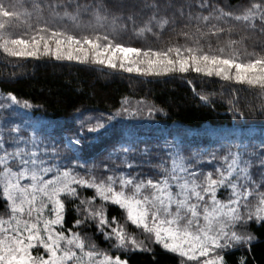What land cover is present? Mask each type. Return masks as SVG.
Returning <instances> with one entry per match:
<instances>
[{"label":"snow or ice","instance_id":"obj_1","mask_svg":"<svg viewBox=\"0 0 264 264\" xmlns=\"http://www.w3.org/2000/svg\"><path fill=\"white\" fill-rule=\"evenodd\" d=\"M18 7L12 0H0V50L7 56L39 59L42 54L57 61L91 63L142 76L184 74L191 70L206 77L216 76L264 91V52L248 53V59L241 60L240 53L232 49L236 43L234 40L229 42L228 50L225 47L213 49L209 40L206 51L200 38L192 46H169L166 49L125 46L108 32H99L108 20V5L104 0L83 6L78 4L74 13L64 11L63 16L57 9L66 8V5L48 4L46 7L54 22L45 21L43 24L39 21L45 5L36 4L38 26L34 33L30 39L14 38L9 32L11 25L21 15H32L21 13ZM82 7L83 11L91 12L95 25H84L80 34L59 27V23L67 19L80 29L78 21ZM144 7L152 9V16L137 35L151 32L153 24L163 29L169 23L159 16L160 5L155 0ZM192 7L188 5L189 9ZM199 7H211L208 16L189 15V21L193 18L197 24L202 21L208 29L202 35L215 36L219 40L225 34L223 27L211 24L213 19L229 22L230 27L232 22L243 23L252 31L264 32V0H255L238 14L231 9L213 7L206 0H200ZM179 14L184 16L183 7ZM120 19L131 22L135 31L134 14L121 15ZM115 21L114 17L113 31ZM11 100L19 104L16 97L12 96ZM200 100L205 105L210 103L203 95ZM22 106L32 107L27 101ZM127 112L125 108L105 120H98L88 131L103 136L116 117ZM7 132V137L0 132V199L6 205L5 212L0 214V264H84V240L76 232L68 230L71 234L66 236L62 230L65 205L61 196L75 197L77 192L73 185L94 189L95 196L104 202L95 208L91 200H82L87 215L85 220L78 218L74 227L93 220L105 239L114 242L113 246L118 250L147 251L145 242L130 236L123 226H111L116 223L115 218L109 222L105 215V204L111 203L126 212L127 221L141 229L151 244L179 257L180 264H224V252L237 247L250 249L256 239L251 233L237 231L238 225L254 222L264 226V192L260 191L264 187V176L257 183L249 173L253 162H258L264 169V139L258 146L233 144L222 157V164L206 174L189 166L181 153L175 152L170 157V168L165 167L158 179L112 171L97 180L95 176L84 179L67 167L53 172L49 154L47 151L41 153L35 136L22 139L18 125L8 127ZM68 147L74 152L69 163L83 167L75 156L76 152L82 151L79 134L69 138ZM120 150L127 154L132 148L120 144ZM203 156L209 161L216 159L215 152L211 151L198 154L196 159ZM122 163L129 169L134 167L127 158ZM221 188L230 190L226 203L217 199V191ZM253 199L255 205H252ZM49 213L54 218H49ZM106 228H111V232ZM86 255L92 258L96 253L89 250ZM99 264H127V261L119 256L113 259L105 255ZM240 264H246V260L241 258Z\"/></svg>","mask_w":264,"mask_h":264},{"label":"trees","instance_id":"obj_2","mask_svg":"<svg viewBox=\"0 0 264 264\" xmlns=\"http://www.w3.org/2000/svg\"><path fill=\"white\" fill-rule=\"evenodd\" d=\"M21 1L24 5L33 6L31 9L26 7V12L32 13L28 17L30 20L36 19L34 17L36 4L45 5L43 14L46 12L48 16L50 10L46 5H66V8L57 9L63 16L64 11L74 13L78 4L83 6L97 2V0ZM104 2L108 5V20L99 32L101 34L108 32L125 46L166 49L169 46H192L200 38V43L206 51L209 40L213 49L225 47L226 50L230 41H236L232 49L238 51L240 59L245 61L248 59V53L264 52V32L252 31L243 23L232 22L230 27L229 22L213 19L211 24L223 27L225 34L219 40L215 36L202 35L208 31L203 22L197 24L194 18L189 21L190 14L193 17L210 14L211 7L201 9L200 0H155L160 5L159 16L166 18L169 23L163 29L153 24L152 31L143 35L136 33L152 16V9L144 5L152 4L154 0H104ZM206 2L216 8L231 9L238 14L250 7L255 0H206ZM190 4L193 5L191 9L188 8ZM181 7L184 10L183 17L179 14ZM130 14L136 16L135 31L131 22L125 23L120 19L121 15L126 17ZM78 22L81 25L80 29L67 19L61 21L59 27H74L75 29L69 30L80 31L76 32L80 34L84 25L96 24L91 12L83 11V7ZM185 33L188 35H184ZM0 93L16 97L20 103L27 101L32 106L30 110L33 114L48 119H71L80 114H97L101 117L114 115L126 101H144L150 104L156 114L150 123L156 126L145 132L143 130H146L143 128L145 126L141 128L133 125L134 133L144 134L149 139L142 138L132 154L136 158L141 157L139 158L141 163L135 169L138 174L154 179H158V174L171 163L169 159L171 155L166 154L161 148V139L171 141L174 136L188 135L187 142L189 141L191 151L188 153L185 148L180 151L183 152L189 166H200L203 172L213 171L215 167L220 166L222 157L233 144L249 146L251 143L258 146L260 140L264 139V91L258 87L225 81L216 76L206 77L191 70L184 74L142 76L138 73L123 72L119 68L112 70L91 63L57 61L44 55H40L39 59L11 57L0 50ZM201 95L206 96L210 103L205 105L200 100ZM202 148L203 152L200 153ZM192 151L199 152L196 155L215 152L216 159L209 161L207 156H203L202 159L192 162ZM206 160L209 161L208 165L205 163ZM249 171L254 178L255 171L264 172V169H261L258 162H253ZM73 187L77 192L75 197L63 194L61 196L65 205L62 230L66 236L71 234L68 230L78 233L84 240L86 253L92 250L100 257L107 255L114 259L119 256L121 260H126L127 264H180L179 257L158 245L151 244L141 229H136L127 221L126 212L111 203L105 204L108 221L111 222L113 218L116 220L111 226H123L130 236L145 242L147 251L118 250L113 246L114 242L105 239L93 220H87L79 227H74V222L78 218L85 220L87 215L84 211L85 205L81 204L82 200H91L95 208H99L104 202L95 196L94 189L82 188L79 185ZM227 194L225 191L219 192L218 198L221 201L228 200ZM77 208L80 209L79 212ZM5 210V202L0 199V214ZM106 231L111 232V228H106ZM237 231L251 233L256 239L250 249L237 247L224 252V264H240L241 258L246 260V264H264V226L250 222L238 225Z\"/></svg>","mask_w":264,"mask_h":264},{"label":"rangeland","instance_id":"obj_3","mask_svg":"<svg viewBox=\"0 0 264 264\" xmlns=\"http://www.w3.org/2000/svg\"><path fill=\"white\" fill-rule=\"evenodd\" d=\"M12 3L20 6L18 7V11L21 13L26 12L27 8H33V6L29 4L24 5L21 0H12ZM34 15L36 18L34 20H30L27 16L21 15L20 18L11 25L9 32L14 38L30 39L35 28L38 26V17L36 15V11L34 12ZM45 21L53 23L54 21L52 15L48 16L45 12L42 15V19H40L39 23L43 24ZM29 26H31V28ZM62 29L69 32H80L70 31L69 29L75 28H70L69 26ZM22 105L23 103L20 102L19 104H14L10 96L2 95L0 93V132H2L7 137V128L18 125L20 127L19 135L22 139L28 140L30 137L35 136L37 143L40 146L41 153H44L45 151L48 152V159L50 164L53 166V172H55L57 168L63 170L67 167L79 173V175L84 179H89L91 176H95V178L99 180L104 178L112 171H122L125 174L131 173L132 175H137L138 172L135 169H137L139 163H141V160L139 159L141 157L136 158V156H134L132 153L138 142L141 141L142 138L144 139V137L148 136L134 133L133 125H138L141 128L142 126H145L143 127L146 128V130L143 129L145 132L149 131V129H154V126H156L155 124L150 123L153 122V118H155L156 114L154 110L151 109L150 104L144 101H126L124 105H122V108L116 113L122 112V109L125 108L128 109V112L117 116L112 122V126L109 128L108 132L103 136H97L95 133H90L88 128L94 125L98 120H105L109 115L101 117L97 114H80L71 119H48L42 117L41 115L33 114L30 108H24ZM164 131L165 130H162V132ZM76 134H79L82 151L76 152L75 156L79 159L80 164L84 165L83 167L79 165L74 166L69 163L74 155V152L73 150L69 149L68 140L69 138L74 137ZM121 134H123V138H121ZM187 139L188 135L174 136L171 141H163L164 139H161V148L168 155L172 156L173 153L179 152L183 156V152L180 150L185 148L186 152L189 153L191 151L189 148V141L187 142ZM120 144H125L126 146L132 148V151L127 154L123 153L120 150ZM5 146L11 147L10 144H6ZM174 146L176 148H174ZM192 152V162L198 161L199 159H196V154L199 152ZM202 152L203 148L201 149L200 153ZM193 156L195 157L193 158ZM144 157L146 158V155ZM126 158L133 162L134 167L132 169L127 168V166L122 163V161ZM135 158L137 161H139L138 163ZM184 160L187 163L185 157ZM208 162L209 161L205 163L208 165ZM195 168H198L201 173L206 174L209 172L201 171L200 166ZM206 168H208V166H206ZM254 173L257 177L255 178L254 176L253 178V174L250 173L252 179L257 183H260L261 177L264 176V172L255 171ZM223 191L230 195L229 189H219L217 191V199L219 201L221 200L218 198V193ZM260 191L264 192V187L260 188ZM227 201L228 200H223L222 202L226 203ZM255 203L256 202L253 199L252 205H255ZM49 207H51V205H49ZM48 216L49 218H54L51 217L50 213ZM56 227L58 228L59 226ZM103 259L104 256L100 257L98 255L89 258L85 252L84 264H99V262Z\"/></svg>","mask_w":264,"mask_h":264}]
</instances>
